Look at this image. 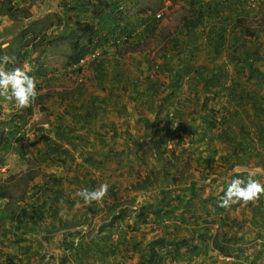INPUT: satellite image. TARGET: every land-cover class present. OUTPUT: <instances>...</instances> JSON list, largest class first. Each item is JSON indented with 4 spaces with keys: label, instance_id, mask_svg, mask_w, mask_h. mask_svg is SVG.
I'll list each match as a JSON object with an SVG mask.
<instances>
[{
    "label": "crops",
    "instance_id": "1",
    "mask_svg": "<svg viewBox=\"0 0 264 264\" xmlns=\"http://www.w3.org/2000/svg\"><path fill=\"white\" fill-rule=\"evenodd\" d=\"M12 1L21 6L23 0ZM43 1L41 8L33 9L32 19L50 16L67 22V27L75 20L89 22L91 47L104 43L107 53L86 64L74 61L68 70L61 63L55 72L33 64L27 73L36 79V102L43 99L46 83L61 81V91L65 92L60 99L65 104L54 107L58 94L53 92L49 102L55 110L51 118L54 122L40 126L42 144L30 148V157L27 154L20 159V148L9 151L14 140L8 149L0 148L1 164L9 176L31 173L27 200L19 203L21 207L34 202L45 213L39 222L19 226L9 221L1 225L0 264H37L43 255L52 257L53 264L60 258L63 264H113L112 255L102 262L101 253L107 241L112 248V237H77L75 231L90 224L100 208L96 201L86 204L75 193L95 190L104 183L109 186L108 192L118 187V182L126 179L125 166H136L139 161L141 154L133 149L134 144L162 137L167 133V123L170 134L174 133L168 143H176V148L177 135L181 136L177 147L185 149L186 156L201 151L208 165L210 159H223L227 152L229 160L241 159L238 167L264 172L263 167L256 166L255 155H248L246 146L242 156L234 154L237 144L245 140L237 127L239 119L254 124L253 118L259 115L264 125V58L248 61L253 53L248 48L250 40L256 45L253 51L264 55V4H252L250 0H163V5L162 0ZM62 32L67 30H54V34ZM118 35L126 40L116 47L117 39L111 38ZM0 65L9 72L17 68L11 63ZM49 73L53 78H47ZM254 94L262 98L260 114L249 102ZM36 102L26 108L33 112L28 117L36 113ZM5 105L11 110L17 107L0 96V106ZM212 110L217 126L207 130L204 117ZM222 119L230 126L226 137L227 126ZM253 142L264 158V137L257 136ZM60 151L64 152L61 157ZM120 152L122 159L113 157ZM231 165L236 164L233 161ZM133 185L137 183L126 187ZM123 221L124 216L117 226ZM80 244L79 250L73 249Z\"/></svg>",
    "mask_w": 264,
    "mask_h": 264
},
{
    "label": "rangeland",
    "instance_id": "2",
    "mask_svg": "<svg viewBox=\"0 0 264 264\" xmlns=\"http://www.w3.org/2000/svg\"><path fill=\"white\" fill-rule=\"evenodd\" d=\"M43 2V0H23L21 6H18L12 0H0V57L4 55L14 57V62L11 64H15V67H19L27 73L31 70L33 64L35 67L38 66L37 68H46L49 71L55 72L59 70V65L63 63V66L67 67L68 70L72 66L71 64L74 62L73 58L77 54L76 51L71 49V43L79 40L80 44L85 45L91 38L89 22L75 20L70 23V27H67V22L54 19L50 16L32 19L35 15L33 9H37V7L41 8ZM54 30H67V33L62 32L61 35L59 33L54 34ZM121 37L122 35H118L112 37L111 40H120ZM103 44L98 43L97 47L103 48ZM4 45L8 46L3 49ZM115 45L118 47L122 45V42L120 44L115 43ZM255 46L254 41L250 40L248 48L253 53L249 56L250 59L248 61H253V63L261 57L262 59L264 58V55L258 54V51H253ZM103 50L105 51V48ZM0 62L3 61L0 60ZM90 62H94V60ZM250 67L252 66L250 65ZM76 69L77 71L81 70L79 68ZM51 75L52 73H49L47 78H53ZM249 81L251 82V79ZM63 86L64 84L61 81L57 83L56 81L46 83L41 95H44L42 96L43 99H47L48 96V99H42L36 102V98L35 108L37 115L35 113L31 117L28 116L33 112L26 111V108L19 109L15 107L14 110H11L10 107L7 108V105L4 108L0 106V139L1 135L9 137L8 134L14 131L17 126L23 128V135L19 139L21 146L17 147L18 140H14L12 147L9 149L11 151L14 148H20V152L24 154V156H19L20 159H24L27 154L30 157V148H39V145L42 144V134L39 130L40 126L42 124L50 126L49 124L54 122L51 121V118L54 117L55 110L50 108L52 104L49 102L53 100L51 98L53 92H57L58 94V99L53 102L54 107H64L65 102L60 99V94L65 92V89L61 91ZM254 87L258 88V85H254ZM263 87L261 86V90H263ZM244 109L247 111L245 105ZM171 134L174 135V133ZM147 135L149 136V134ZM164 135L163 137L155 138L152 142L147 141L141 144H134L133 149L143 155L142 157L149 164L144 165L137 162L136 166L132 164L125 166L126 179L118 182V187L114 186L102 201L95 202L100 208L97 217H94L90 224L83 226L78 224L80 227L77 229L78 231H75L77 237L79 239H83L86 236L112 237L110 240L112 242V248L108 247L110 244L107 241L104 248L102 247V251H100L104 254L102 262H107L109 259L108 255H112L111 262L113 264H150V262L153 264H264V194L258 200L246 205L241 202V206L235 211L227 210L221 214L218 213L219 207L213 205L214 203L211 201L214 197L220 199L226 191L228 184L232 180L231 176H229L231 167V170L235 168L232 175H247L238 178H246L252 174H259L253 178L261 184H264V172H260V169H255L250 172L245 166L238 167L239 164L243 163L241 159L229 160L227 158L223 161L221 158L215 159L214 157L213 160H209V164L207 165L204 163L205 160H202L201 151L197 150L196 156L192 153L186 156V154L181 153L182 151L178 147L175 148L176 143L169 142L166 144ZM192 138H194V134H192ZM158 139H161L162 142ZM194 139L196 140V138ZM157 141L161 142L159 149H156V146H160V144L155 145ZM170 150L175 152L179 160L173 163L177 166V169L171 170V174L166 177L170 164ZM128 154L127 156H129ZM225 154V157H227V152ZM156 155L159 157L158 160L156 159ZM160 155L162 156L161 158ZM56 156L53 157L56 158ZM113 157L122 159V152ZM125 161L127 162V160ZM233 161L236 164L235 166L231 165ZM2 162L0 160V183L11 194L9 204L13 208L14 206L20 205L19 203L23 202L24 199L27 200L25 196L27 195L28 187H30L29 180L31 173L28 172L22 176H14V174L9 176L10 174L6 173L5 166L1 164ZM211 169H213L214 173L211 172ZM181 176H183L182 179L188 184L196 181L199 183V187L201 184L206 185L204 187V195L206 198L204 199L210 200L207 204L203 203V198L201 200H193L191 203L195 205L193 207L195 209V216L185 220L186 222L184 223L186 224L180 220L182 217L189 218L190 215H186L185 213L181 214L183 207H180L181 209L177 212L178 215L175 213L172 218H165L161 226L146 223L144 225V221L142 219H136V214L131 212L124 213V221L120 226H117V223L114 224L111 222L114 217L113 212H119V210H124L125 208L136 210L141 204L140 201L145 199L144 197H148L146 203L161 204L162 201L160 200L159 191L154 185L160 187V185L164 184L165 188H168L171 185L170 183L173 177ZM221 177H226L227 185L221 186L222 180L219 183L211 184L212 179ZM140 181L145 182L142 186L150 185L151 191L143 192L141 190H135L133 187H126L132 183H137L138 185ZM167 182L168 184H166ZM217 185L220 187L215 189ZM184 186L180 185L177 189L172 187V190L176 189L175 194L181 195V188ZM211 186H213L215 191L210 190ZM174 196L166 195V199L175 204L177 201ZM7 202L8 199L6 198L0 201V208L5 206ZM102 206L104 207L102 208ZM118 207L120 208L118 209ZM252 210H254L253 214L248 216V212H252ZM238 212H240L239 218L236 217ZM226 213H230L229 220H224ZM245 216L248 217L244 220ZM153 218L154 216H150V219ZM252 218L258 219V221H254V219L252 221ZM7 222H9V219L0 217V231L2 230L1 225ZM110 224L112 225L109 227ZM164 225L168 227L165 228ZM25 229L27 231V228ZM188 231H192L190 237L187 235ZM162 238H166L171 242L167 243ZM172 241L175 243H172ZM178 241L186 242L187 245L184 246L182 244L180 246L177 243ZM177 246H179V252L175 251ZM196 247L201 249L202 252L200 251L198 255H192L190 250ZM220 247L224 248L226 250L225 252L229 255L232 253L233 256L229 258L228 256L220 255L217 250ZM153 250H155L157 256L156 259H152L151 252ZM51 259L52 257L43 255L37 264L45 260L46 264H53V260ZM54 261V264H63L61 258Z\"/></svg>",
    "mask_w": 264,
    "mask_h": 264
},
{
    "label": "trees",
    "instance_id": "3",
    "mask_svg": "<svg viewBox=\"0 0 264 264\" xmlns=\"http://www.w3.org/2000/svg\"><path fill=\"white\" fill-rule=\"evenodd\" d=\"M161 5H163V0H162V3ZM253 34L254 32L250 31L249 32V36L250 37H253ZM92 36L91 38L89 39V47L87 48H84L87 44L85 45H82L80 44L79 42H74L72 44V50L73 51H76V55L75 57L73 58L75 62H79L81 59H83L87 54H89V52L92 50H94L97 46H94V47H91L92 46ZM126 40V39H125ZM124 40V41H125ZM83 46V47H82ZM91 51V52H92ZM262 98H260L259 96H256L255 94L252 95L251 97H249V102L250 103H253L254 104V108H256L255 110L258 112V114H260L262 111H263V108L260 107V105L262 104ZM264 101V99H263ZM264 103V102H263ZM261 109V111H260ZM216 113L213 112H210L208 114V116L206 115L204 118L207 120V123H208V127H207V130H212L213 128H215L217 126V122H216V116H215ZM255 120V125L254 124H246L243 120H240L237 122V127L240 131V134L243 136V139L244 141L241 142V143H238L237 146L235 147V151H234V154L235 155H241L242 156V151L244 149V147L246 146V152L248 153V155L252 154V155H255V157L258 159L257 163H256V166L257 167H264V158L261 157V154L260 152L258 151L257 152V148L255 147V143L253 142V140L255 139V137H264V125H262V119L259 117V115H255V117L253 118ZM226 119H222V124H224V126H227V123H226ZM259 129L262 127L261 131L258 133H256L255 131H252L254 128H258ZM230 128V126L228 127H224V136L226 137L227 134H228V129ZM170 129H171V126H170V123H167L166 124V130H167V133H165L164 135V140H165V143L167 144L169 140L171 139H174V137L171 136L170 134ZM22 132H23V128L22 127H16L14 131L10 132L9 137H5V136H2L1 135V139H0V148H2V151L3 150H6L8 149L7 147L8 146H11V142L13 140H18V146L20 145L19 144V139H21L22 137ZM155 134L157 133V135L159 134L158 130L155 129ZM254 133V134H252ZM254 135V137L252 136ZM163 137V136H162ZM177 146H180L179 144L181 143V136H178L177 135ZM159 141H161V139H158ZM157 141L155 143L156 144H160V146H156V149H159V147H161V142ZM164 144V143H162ZM2 146V147H1ZM179 149V147H178ZM171 154H170V164H169V168H168V174H166V177H168L171 173L170 171L171 170H174V169H177V166L174 165L173 163H175L176 161L179 160L178 156L175 154L174 151L170 150ZM155 152V151H154ZM63 151H60V157L63 155ZM139 153V152H138ZM156 153V152H155ZM182 154H186L187 151L184 149L182 150L181 152ZM22 156H24V154L21 152L20 153ZM232 154V156L234 155ZM143 155H140L139 156V163L141 164H149L148 161H146L143 157ZM230 156V157H232ZM162 156L160 155V158ZM159 157H157L156 155V159L158 160ZM227 157H223V159H227ZM238 158H240L238 156ZM213 160V159H212ZM232 168V167H231ZM230 168V170H231ZM211 172L214 173L213 169H211ZM244 176H247L246 174H234L233 176H231V179H235V178H238V177H243ZM259 175V174H258ZM183 176L181 177H173L172 178V181H171V185H169L168 188H165L164 184L163 185H160L157 186V185H154V187H156V189H158L159 191V194H160V200L162 201L161 204H150V203H146V201L148 200V197H144L145 199L140 201L141 204L139 205V208L136 209V210H130V209H126V210H122V211H119V212H113V215L114 217L112 218L111 222L112 223H117V221L120 220L121 217L124 216V213H127V212H131V213H135L136 214V219H142L144 221V225L145 223L146 224H153V225H159L161 226L162 223H163V220L165 218H172L174 216V214L179 211V209H181L180 207H183L181 210V214L182 213H185L186 215L189 214L190 217L189 218H184L182 217V219L180 221H182V223L186 222L185 220L187 219H191L192 217L195 216L194 214V211L195 209L193 207H195V205H193L191 202L193 200H201L203 198V203L207 204L209 201L204 199L206 198L205 195H204V187L206 185H202L199 187L198 186V182L196 181H192L190 182L189 184L186 183V181H184L182 179ZM253 177H257V175H253ZM223 178H215V179H212L211 180V184H215V183H219L220 180H222ZM227 180H222V185L221 186H224V185H227ZM185 183V184H183ZM143 184H145V182H140L138 185H135L133 186V188L135 190H141V191H147V192H150L151 191V188H150V185H144L142 186ZM155 184H157L155 182ZM168 184V182L166 183ZM183 186L185 185L183 188H181L182 190V194L181 195H177L175 194V190L179 187V186ZM210 186V184H209ZM159 187V188H158ZM172 187L176 188L174 190H172ZM220 186L217 185L215 189H218ZM215 189H213V186L210 187V190L211 191H215ZM40 193H44V190L40 189ZM166 195L167 196H170V195H175L174 197H176V201L177 203H171L169 200L166 199ZM11 197V194L4 188V186L1 185L0 183V201H2L3 199H8V202L6 203L5 206H3L2 208H0V217H3V218H7L9 219L10 223L12 222H15L17 223V225L21 226V225H25L26 223H32V222H39V221H42L44 220V217H45V213L44 211H42V208L38 205H36V203L34 202H30V203H27L26 206L24 207H21L20 205H17V206H14L13 208L10 206V200L9 198ZM26 197V196H25ZM184 197H187V198H184ZM116 200H118L117 197H115ZM188 200V201H187ZM212 203H214L213 205H215L216 207H219L218 209V213L221 214L227 210H230V211H235L238 207L241 206V203H238V204H234L232 205L231 207H229L228 209H225V208H222L219 206V203H220V199L218 197H214L211 199ZM23 202L25 203L26 200L24 199ZM44 202H48L47 201H44ZM43 207V205H42ZM187 209V210H186ZM217 209V208H216ZM229 212V211H228ZM230 213H226L225 216H224V220H229L230 216H229ZM150 216H154L153 219H150ZM163 216V217H162ZM187 217V216H186ZM162 218V219H161ZM179 219V218H178ZM234 220H235V217H234ZM186 224V223H184ZM112 225V224H111ZM165 228H167L168 226L167 225H164ZM231 229V228H229ZM192 234V231H188L187 232V235L188 237H190ZM164 238H162L163 240ZM166 240V242H171L169 240H167L166 238L164 239ZM174 241H172L173 243ZM175 243V242H174ZM180 246L183 244L184 246L187 245L186 242H181V241H178L177 242ZM81 246V244L78 246V248H73V249H77L79 250V247ZM218 252L220 255H224V256H228L229 258L232 257V253L229 255L228 253H226L225 249L224 248H217ZM177 252H179V246H177L176 250ZM201 251V249L199 248H194V249H191L190 250V253L192 255H195ZM202 252V251H201ZM151 256H152V259H156L157 256H156V253H155V250H153L151 252ZM66 262V261H65ZM152 262H150L151 264ZM153 264V263H152Z\"/></svg>",
    "mask_w": 264,
    "mask_h": 264
},
{
    "label": "clouds",
    "instance_id": "4",
    "mask_svg": "<svg viewBox=\"0 0 264 264\" xmlns=\"http://www.w3.org/2000/svg\"><path fill=\"white\" fill-rule=\"evenodd\" d=\"M3 64L14 62V57L4 55L0 57ZM0 96L8 102H14L20 109L29 107L37 98L35 77L29 76L26 71L17 67L12 71H5L0 65ZM108 184H101L95 190L81 189L75 196L81 197L86 204L93 201L100 202L108 193ZM264 194V184L254 179L252 175L246 178L232 179L226 191L220 198L219 206L228 209L233 204H248L256 201Z\"/></svg>",
    "mask_w": 264,
    "mask_h": 264
},
{
    "label": "built area",
    "instance_id": "5",
    "mask_svg": "<svg viewBox=\"0 0 264 264\" xmlns=\"http://www.w3.org/2000/svg\"><path fill=\"white\" fill-rule=\"evenodd\" d=\"M252 4H264V0H250ZM161 15H157V18H160ZM126 38L121 37L120 40L117 39V44H120L121 42H124ZM105 51L101 47H97L92 52L87 54V56L80 60L82 64H86L87 62H90L92 60H99L103 57ZM1 173V170H0Z\"/></svg>",
    "mask_w": 264,
    "mask_h": 264
}]
</instances>
